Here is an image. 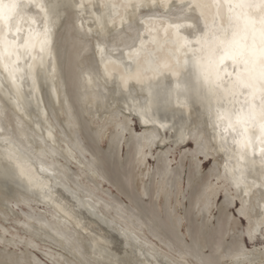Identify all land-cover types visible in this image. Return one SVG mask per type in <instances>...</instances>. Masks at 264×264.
<instances>
[{
	"label": "snow or ice",
	"instance_id": "snow-or-ice-1",
	"mask_svg": "<svg viewBox=\"0 0 264 264\" xmlns=\"http://www.w3.org/2000/svg\"><path fill=\"white\" fill-rule=\"evenodd\" d=\"M70 9L75 13L71 43L81 81L98 90L101 81L105 88L115 84L117 95L131 96L130 103L111 113L109 125L115 124L127 138L131 130L125 110L148 126L157 123L154 108L166 109L173 100L182 108L198 101L207 113L208 131L197 129L186 136L181 130L180 140H196L192 151L197 156L223 154L224 170L221 174L217 168L215 188L223 181L225 199L239 201L232 217L236 231L246 233L249 240L257 233L264 236V0H0V93L21 115L26 111L23 101L36 100L41 92V79L51 82L59 103L55 49ZM86 54L87 68L81 63ZM97 60L101 71L96 70ZM133 85L139 86V99ZM41 103L37 100L38 106ZM16 127L23 129L20 119ZM48 139L55 144L51 128ZM159 140L155 132L136 133L137 161ZM0 143L17 175L47 196L51 186L36 170L39 162L40 173L48 171L44 149L36 153L11 136H0ZM216 190L209 182L205 197L218 195ZM62 211L73 219L70 205L62 206ZM100 244L94 242V255ZM235 248L230 256L217 249L213 256L223 259L188 252L170 264H252L243 244L237 241Z\"/></svg>",
	"mask_w": 264,
	"mask_h": 264
},
{
	"label": "bare ground",
	"instance_id": "bare-ground-1",
	"mask_svg": "<svg viewBox=\"0 0 264 264\" xmlns=\"http://www.w3.org/2000/svg\"><path fill=\"white\" fill-rule=\"evenodd\" d=\"M74 15L70 9L64 23L68 31L75 29ZM61 43L67 47L68 38ZM62 54L67 56L62 66L67 60V67H73L68 77L70 93L81 110L89 142L75 136L79 120L69 95L61 88L58 68L55 85L59 103L51 92V82L44 79L36 100L23 101L24 115L0 93V127L4 128L0 136H11L21 147L31 145L36 153L44 149L48 171L40 173L39 162L36 170L51 186L47 196L30 188L4 159L6 146L0 143V262L82 264L99 259L101 264H170L188 252L223 259V255L213 254L222 249L230 256L238 241L248 249L252 264H261L264 236L257 233L249 240L246 233L236 231L232 217L237 215L239 201L225 199L223 181L218 190L215 188L216 170L221 174L224 170L223 154L197 156L192 151L196 140H180L181 130L186 136L197 129L208 131L207 113L200 103L191 101L189 107L182 108L174 100L172 117L160 118L154 113L157 123L148 126L125 110L131 130L125 138L109 121L113 111L131 102L129 93L117 95L115 84L105 88L102 81L99 90L89 87L81 81L73 48ZM88 59L86 54L81 61L85 68ZM96 70L101 71L98 60ZM132 87L139 99V86ZM37 100L42 101L39 106ZM17 119L23 122V129H17ZM49 128L55 135L54 145L48 139ZM145 130L155 132L160 140L137 161L135 134ZM209 182L219 194L206 198ZM67 205L74 209L72 220L63 215L62 206ZM242 223L246 229L248 222ZM96 240L101 244L94 255Z\"/></svg>",
	"mask_w": 264,
	"mask_h": 264
},
{
	"label": "water",
	"instance_id": "water-1",
	"mask_svg": "<svg viewBox=\"0 0 264 264\" xmlns=\"http://www.w3.org/2000/svg\"><path fill=\"white\" fill-rule=\"evenodd\" d=\"M69 15V14H68ZM64 23L66 24L67 21L65 20ZM63 24L61 27V31L58 33V44L57 47L55 49V54L57 56V68H58V78L59 81L61 83V88L62 90L69 95V100L71 101V103L73 104L74 107V112L77 114V119L79 120V126H77L76 131H75V136H77L78 138H82L84 143L87 144L89 142V138H88V134L86 131V126L84 123H82V113L81 110L79 109L77 103H75V101H73V97L70 93V79L68 78L70 75H72L73 73V67L72 66H68L67 67V60H66V64L64 66H62L61 63H63V60H65V57H67L65 54H62L63 52H66L70 50V48H72V35H76V32L74 30L71 29V31L69 30V27L67 25ZM63 36V38H68V45H66L67 47H62V43L61 40L63 38H61ZM195 101V100H193ZM174 102V100H173ZM47 104V103H46ZM173 104L172 103L170 106H168L166 109L165 108H160L159 110L154 108V113H156L160 118H171L172 115L175 112V109L173 108ZM3 118V117H2ZM3 122V121H2ZM226 246L222 245V248L224 249Z\"/></svg>",
	"mask_w": 264,
	"mask_h": 264
}]
</instances>
